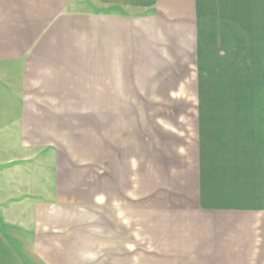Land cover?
<instances>
[{"label":"crops","instance_id":"obj_1","mask_svg":"<svg viewBox=\"0 0 264 264\" xmlns=\"http://www.w3.org/2000/svg\"><path fill=\"white\" fill-rule=\"evenodd\" d=\"M238 44L256 45L254 147L238 175L228 149L193 166L163 201L174 226L128 189L121 212L95 195L89 224L59 165L34 163V140L73 139L67 125L150 96L162 73L136 65L232 59ZM0 264H264V0H0Z\"/></svg>","mask_w":264,"mask_h":264},{"label":"rangeland","instance_id":"obj_2","mask_svg":"<svg viewBox=\"0 0 264 264\" xmlns=\"http://www.w3.org/2000/svg\"><path fill=\"white\" fill-rule=\"evenodd\" d=\"M231 46L232 59H222L219 50L213 59L185 53L189 57L185 60L152 61L148 68L136 65L135 71L162 73L152 77L150 96L136 95L138 106L102 113L97 109V116L92 111L93 116L81 118L84 122L67 125L73 139L34 140V163L59 165L61 184L88 202L89 224L94 223L90 201L95 195L118 197L121 212L128 189L136 201L145 196L151 213L164 216L163 224L174 226L179 221L170 215L176 203H165L179 191L185 193L183 180L193 166L224 158L211 155L219 154L213 149H228L235 154L230 159L238 175V150L254 147L249 128L255 115L256 45ZM242 129L247 132L241 133ZM51 144L61 148L58 155ZM94 164L104 174L97 179ZM86 165L92 168L80 169ZM135 210L141 211V206L135 204ZM151 220V227H158V219ZM88 242L93 236L88 235Z\"/></svg>","mask_w":264,"mask_h":264}]
</instances>
